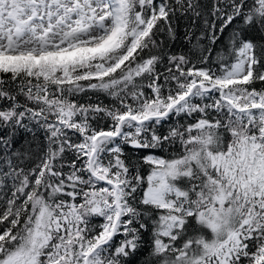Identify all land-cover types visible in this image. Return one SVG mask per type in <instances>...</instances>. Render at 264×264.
I'll return each mask as SVG.
<instances>
[{
  "label": "snow or ice",
  "instance_id": "obj_1",
  "mask_svg": "<svg viewBox=\"0 0 264 264\" xmlns=\"http://www.w3.org/2000/svg\"><path fill=\"white\" fill-rule=\"evenodd\" d=\"M0 264H264V0H0Z\"/></svg>",
  "mask_w": 264,
  "mask_h": 264
},
{
  "label": "trees",
  "instance_id": "obj_2",
  "mask_svg": "<svg viewBox=\"0 0 264 264\" xmlns=\"http://www.w3.org/2000/svg\"><path fill=\"white\" fill-rule=\"evenodd\" d=\"M174 27H176V31H177V37L175 39V41H172V40H169L167 35H163L161 37H158V39H163L165 41V44H166V48L168 50H170L171 52H174V53H180V52H183L185 54H188L191 52L194 53L193 55V61L196 62L197 60V57L199 56L200 54V50L197 48V49H193V44H195V37H193L192 41L189 42V40H187L185 38V32L188 28H190L191 26L188 24L187 21H180L178 25H174ZM200 35V32L197 31L196 32V36H199ZM228 35V32L226 31L225 32V38H222L216 45H209L208 44V41H203V44L206 46V47H212L213 48V51L211 52V58L214 60L217 56V53L222 49V48H226V44H227V40H226V37ZM253 39L254 40H258L259 37L258 36H255L253 35ZM205 55H207L208 53L205 52L204 53ZM158 70L163 72L164 71V67L163 66H159L158 67ZM161 84H163V78H161V80L159 81ZM174 86V85H173ZM257 88L260 87L259 84L256 85ZM150 91V90H149ZM80 102L81 103H87L88 102V99L87 97H82L80 99ZM93 103H97V102H102L104 104H109L110 103V100L109 98L103 96V95H99V96H95L93 95L92 96V101ZM161 131H167V129H161ZM43 137H44V133L42 130H36L35 131V134L33 135V133H28V132H25L23 130H21L18 134V137H17V141L18 143L20 142H24V141H29V142H32L33 144V147H36V145L38 143H41L43 141ZM177 147V150H178V146ZM125 148V154L128 156V158L130 160H132L133 162L136 161L137 157L142 155V152L143 151H136V150H133L129 147H127L126 145L124 146ZM156 154L158 155H163V153L159 152V151H156ZM146 169V168H145ZM143 169V170H145ZM147 171V170H146ZM147 251L148 249L145 248L144 250V255H147Z\"/></svg>",
  "mask_w": 264,
  "mask_h": 264
},
{
  "label": "bare ground",
  "instance_id": "obj_3",
  "mask_svg": "<svg viewBox=\"0 0 264 264\" xmlns=\"http://www.w3.org/2000/svg\"><path fill=\"white\" fill-rule=\"evenodd\" d=\"M146 239H147V237H146Z\"/></svg>",
  "mask_w": 264,
  "mask_h": 264
}]
</instances>
